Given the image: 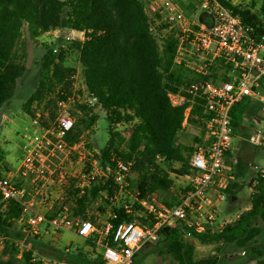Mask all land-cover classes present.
<instances>
[{
  "label": "trees",
  "instance_id": "16d2710c",
  "mask_svg": "<svg viewBox=\"0 0 264 264\" xmlns=\"http://www.w3.org/2000/svg\"><path fill=\"white\" fill-rule=\"evenodd\" d=\"M179 1L189 10H195V1ZM218 1L240 15L248 34L254 39L264 32V0ZM199 18L204 20L205 14L200 13ZM24 28L32 38L59 28L84 31V39L74 41L73 45L78 52V66L66 62V48L59 47L58 53L54 52L53 46L46 48L38 85L23 103V109L33 117V104L44 102L53 119L56 99L74 93L73 112L77 120L65 135L69 144H77L87 132H93V125L99 117L96 107L105 112L108 139L98 151L87 145L84 171L89 169L94 157L103 167L115 165L117 158L131 160V171L137 176L135 179L128 176L127 179L135 182L136 196L123 195L112 175H98L84 188L75 186L72 181L66 188L64 202L70 199L72 216L91 220L96 228L100 223L95 212H109L111 226L105 240L113 244V234L119 223L134 221L145 226L154 222L141 200L158 190H170L174 183L171 172L177 175L190 172V155L196 143H205L206 121L211 115L206 110L205 99L186 92L184 86L193 80L217 78L218 69L225 68V65L215 64L211 74L204 76L195 74L183 64H176V38L169 34L161 39L150 29V18L143 0H0V109L14 95L18 79L26 70L24 61L18 56ZM21 55L25 57L26 52ZM75 74H78L76 87ZM63 77L66 80L62 90L57 92L55 82ZM171 93H182L185 101L174 104ZM92 97L96 100L89 102ZM189 105L191 109L186 124L200 128L191 145L179 140L186 127L183 120ZM259 110L247 98L234 106L231 113L237 119H242L245 114L253 118ZM42 123L47 124L48 120L43 119ZM2 158L0 151V160ZM186 189L184 187L181 193ZM238 190L236 179L225 188L228 196H236ZM179 197L163 200V203L171 206ZM98 200L100 202L93 208ZM250 201L248 209L241 211L236 220L226 223L220 230L198 231L191 223L184 222L163 226L157 241L160 252L170 255L175 264H217V254L195 257V245L185 237L189 233L204 242L235 243L244 247V253H261L263 256L256 264H264V252L255 244L263 232L258 220L264 221V176L260 174L255 180ZM58 211L56 204L46 211V215L52 217ZM22 215L23 207L18 201H0V237L5 240L4 253L10 255L5 264L17 261L20 240L32 244V247L21 250L25 263L40 264L41 261L33 256L31 238L37 235L29 231ZM97 238L94 232L86 239L95 247ZM81 250L63 264H106L101 253L89 263L87 254Z\"/></svg>",
  "mask_w": 264,
  "mask_h": 264
},
{
  "label": "built area",
  "instance_id": "2783aa9c",
  "mask_svg": "<svg viewBox=\"0 0 264 264\" xmlns=\"http://www.w3.org/2000/svg\"><path fill=\"white\" fill-rule=\"evenodd\" d=\"M193 1L197 7L192 11L179 0L152 1L146 8L150 29L161 39L169 34L174 35L177 40L174 56L176 64H183L197 75L207 76L217 62L223 63L228 65L225 74L227 78L211 76L193 80L184 86L186 92L205 99L206 110L211 115L206 121L205 143H196L190 155V172L185 174L188 178L187 189L181 193L178 202L171 206L157 204L149 198L141 200L154 222L143 226L134 221H124L114 231L113 244L100 239L98 243L103 247L101 254L109 264H132L140 248L148 242L158 241L163 226L184 222L191 223L198 231L220 230L226 223L239 217L240 212H230V217L224 223L213 225L222 203L228 198L225 188L235 179V171L228 161L235 125H244L241 119L233 116L231 110L247 98L263 112L262 116L252 118L255 122V128L250 129L252 142L262 144L264 140V32L254 39L248 34L240 15L218 0ZM200 13L205 14L204 20L199 18ZM159 24L166 25L167 30L160 33ZM60 30L54 29L43 34L52 31L57 34ZM83 39V30L71 29L65 36L68 42ZM53 50L58 53L60 48L54 47ZM77 77L78 74H75V87ZM65 80L66 77H63L55 82L57 92L62 90ZM170 96L171 99L172 96L181 98L179 102L172 100L174 104L185 101L182 93H171ZM94 100L96 97L88 99L89 102ZM74 103V93L65 98H57L52 119L45 103L36 101L32 117L35 129L24 134L26 139L21 162L12 169L2 170L0 166V201L14 199L22 205V219L28 223L32 234L40 233L44 225L60 230L74 228L77 235L86 238L98 231L91 220L71 216L66 210L52 217L38 210L45 205L52 207L55 200L47 203L49 193L57 185L66 182L64 162L71 161L76 148V144H69L65 139L66 133L77 120L73 112ZM190 109L191 105L185 109L183 124L187 122ZM43 119H47L48 123L43 124ZM80 159L85 166L86 155L81 154ZM115 160V165L107 164L103 167L98 158H92L89 169L84 171L83 167L79 174V186H89L98 175H112L121 188L127 186L132 161L121 158ZM259 174L264 176V165ZM22 181L31 185V196H28ZM125 206L129 208V205ZM110 226L109 223L100 234L106 236Z\"/></svg>",
  "mask_w": 264,
  "mask_h": 264
},
{
  "label": "rangeland",
  "instance_id": "374dc122",
  "mask_svg": "<svg viewBox=\"0 0 264 264\" xmlns=\"http://www.w3.org/2000/svg\"><path fill=\"white\" fill-rule=\"evenodd\" d=\"M143 1L145 2L146 8H148L150 3L154 0ZM232 1L238 3L241 0ZM196 7L195 4V8ZM158 27L160 33L167 30V27L164 24H159ZM70 32L71 29L69 28H61L57 34L52 31L50 33L42 34L37 38H32L29 36L26 28L23 30V36L18 46V56L19 60L24 61L26 70L18 79L14 95L5 102L0 109V151L3 154V158L0 160V166L2 167V170L12 169L19 165L24 155L23 143L26 139L24 134L30 133L35 129V125L32 123V117L23 109V103L38 85L41 76V62L47 51L46 48L51 46L66 48V62L78 66V52L73 46L74 41H65V36ZM23 51L26 52L25 57H22L21 55ZM222 64L223 63H216V65L220 66ZM226 67H228V65H225V68L218 69L217 74L220 76L225 75ZM75 80L77 82L78 78ZM172 100L174 102H179L181 101V98L178 96H172ZM96 109L99 117L97 123L93 125V132L89 131L84 135L83 140L76 144V148L72 153L71 161L64 162L65 170L67 171L66 182L61 184V186L57 185V188L49 193L50 197L48 198L47 203L54 199L53 206L49 207V205H45L39 207L38 210L46 212L53 209L57 204L59 211L66 210L68 214L72 216L70 207L71 201L69 199L67 200L69 202H64L66 201L64 194L66 188L70 186L72 181H75V186L79 185V174L82 173L84 167V162L80 159V155H86L88 151L87 145L91 146V148L96 151L100 150L109 136V125L105 112L100 110L99 107H96ZM256 114L262 116L263 112L257 111ZM241 121L244 125H238L236 127L235 134L232 138V150L228 154V161L235 171V179L239 184V190L236 196L230 195L227 200L222 203L221 210L218 212V217L213 225L224 223V221L230 217L228 215L230 212L238 213L251 206L250 195L253 191L259 170L264 165V140L262 144H255L251 139L252 131L250 129L255 128V122L252 117L247 114L244 115V119L242 118ZM119 127L120 129H125L124 126ZM257 127L261 128V125L257 124ZM199 133V127L186 124L185 129L179 135V140L191 145L193 143L194 135ZM128 176L135 179L137 174L130 171ZM171 176L174 179L171 189L154 192L148 197L151 201H154L157 204H164L163 200H172L174 197L181 195L182 189L188 184V178L186 175H177L174 172H171ZM22 185L27 188L28 196H31L33 194L30 187L31 185L26 181H22ZM135 191V182L131 181H129L127 186L120 190L123 195H128L130 198L136 196ZM99 202L100 200L95 202L93 208ZM95 215L100 223V226L97 228L100 231L104 230L109 224V212L98 213L96 211ZM258 221L263 227V232L259 235L255 244H257V249L264 252V221ZM211 229H213V227H211ZM99 230L96 232L97 235L99 234ZM35 235L37 236L31 237L34 243L33 256L35 260L41 261L40 264L65 263L71 257H75L74 255H77L79 249H82L81 251L87 254L89 263H92L93 259L97 257L99 251H102L103 249L98 243L93 247L88 243V239L82 238L81 240L80 236L69 232L66 229H55L50 225H44V229ZM104 236L105 235L102 234L100 238L104 240ZM185 237L195 245V257L199 258L217 254L219 256L217 264H256L258 259L263 256L261 253H244V247H238L235 243L204 242L198 237H192L190 234H187ZM18 243L19 251L17 253L18 257L15 264H26L21 250L27 249V247H32V244L24 240H20ZM4 246L5 240L2 238V241L0 240V264H5L10 256L9 254L4 253ZM160 249L161 246L157 241L152 242L149 246H143L140 248L137 257H135V261L132 264H175L173 258L166 253H161Z\"/></svg>",
  "mask_w": 264,
  "mask_h": 264
},
{
  "label": "crops",
  "instance_id": "0c3cea01",
  "mask_svg": "<svg viewBox=\"0 0 264 264\" xmlns=\"http://www.w3.org/2000/svg\"><path fill=\"white\" fill-rule=\"evenodd\" d=\"M67 231H69V232H72V233H74V234H76L75 233V230H74V228H69V229H66ZM97 231H95V233H96ZM94 233V232H93ZM92 233V234H93ZM77 235V234H76ZM78 236H80V235H78ZM81 237V240H82V238H84V239H86V237H83V236H80ZM101 237V234H100V230H99V234H98V238H97V243L99 242V240L101 239L100 238ZM99 244V243H98ZM103 248V247H102ZM103 250V249H102ZM99 253H102V251H99ZM64 262H61V263H59V264H63ZM108 262H106V264H107ZM109 264V263H108Z\"/></svg>",
  "mask_w": 264,
  "mask_h": 264
}]
</instances>
